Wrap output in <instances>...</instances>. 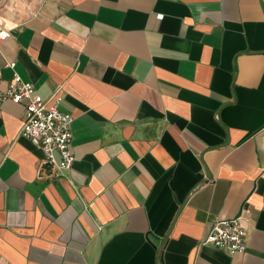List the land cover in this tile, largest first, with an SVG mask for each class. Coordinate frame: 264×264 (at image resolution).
<instances>
[{
  "label": "crops",
  "instance_id": "obj_1",
  "mask_svg": "<svg viewBox=\"0 0 264 264\" xmlns=\"http://www.w3.org/2000/svg\"><path fill=\"white\" fill-rule=\"evenodd\" d=\"M0 30L74 155L39 170L0 103V264H264V0H0ZM236 217L244 253L201 244Z\"/></svg>",
  "mask_w": 264,
  "mask_h": 264
},
{
  "label": "built area",
  "instance_id": "obj_2",
  "mask_svg": "<svg viewBox=\"0 0 264 264\" xmlns=\"http://www.w3.org/2000/svg\"><path fill=\"white\" fill-rule=\"evenodd\" d=\"M7 37L8 33L0 30V42ZM6 66L13 68L14 63ZM7 100L24 104L20 134L42 151L44 158L39 164V170L48 167L54 174L69 170L74 162L71 131L73 118L58 109L60 98L53 96L50 101L43 100L35 93L31 83L13 73L5 86L0 79V103ZM241 220V217H236L213 221L201 244L227 251L230 255L244 253L247 240Z\"/></svg>",
  "mask_w": 264,
  "mask_h": 264
}]
</instances>
